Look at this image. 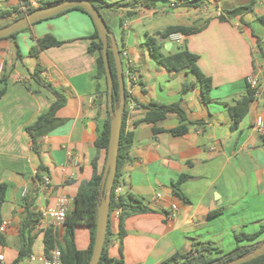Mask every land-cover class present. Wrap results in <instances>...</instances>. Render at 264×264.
Here are the masks:
<instances>
[{
    "label": "crops",
    "instance_id": "crops-1",
    "mask_svg": "<svg viewBox=\"0 0 264 264\" xmlns=\"http://www.w3.org/2000/svg\"><path fill=\"white\" fill-rule=\"evenodd\" d=\"M42 1L52 0H31V4L38 7ZM251 1L108 0L110 5L103 9V16L119 23L120 35L115 37L122 51L125 84L135 100L127 106L126 128L134 143L121 174V195L129 204L134 198L147 209L112 216L111 258L125 264H163L174 256L189 255L195 247L229 254L237 248L236 235H252L264 227V136L255 128L257 119H264V24L260 22L264 0H254L251 12L233 14ZM17 9H24L21 0H0L1 11H13L0 24L13 20ZM177 26L191 29L186 35L177 33L184 37L182 45L160 37ZM25 31L15 40L0 41V90L7 87L0 99V183L8 186L0 223L4 264H14L19 257L27 217L35 213L40 222L42 210L55 206L60 196L73 200V209L81 184L90 181L95 171L104 173L108 156L107 150L96 147L108 113L107 83L97 77V55L89 52L95 33L92 20L73 10ZM46 36L63 44L31 57V49ZM148 38L158 41L165 56L185 48L197 57L198 68L210 81L208 101L194 74L169 72L153 59ZM37 64L44 85L33 78ZM249 76L259 80V90L245 118L235 125L230 108L246 95ZM185 84L193 85L187 93H183ZM46 86L61 91L66 102L56 120L44 128L36 154L26 128L56 101ZM151 101L178 104L188 132L171 133L182 125L176 114L156 125L145 122ZM155 128L160 131L154 133ZM38 174L42 180L50 177V191ZM182 176L187 178L178 184ZM39 222L30 234L32 254L19 264H43L50 255L44 240L48 229ZM5 223L6 230L1 231ZM56 233L64 247L65 226ZM260 240L264 241V234ZM74 243L78 250H87L90 230L75 229ZM212 256L218 257L215 252Z\"/></svg>",
    "mask_w": 264,
    "mask_h": 264
},
{
    "label": "trees",
    "instance_id": "trees-1",
    "mask_svg": "<svg viewBox=\"0 0 264 264\" xmlns=\"http://www.w3.org/2000/svg\"><path fill=\"white\" fill-rule=\"evenodd\" d=\"M21 1H22V5L24 9H21V10L17 9V14L13 18V20L1 23L0 28L9 25L16 19L22 18L23 16L34 11L37 8L45 7L50 4H54L56 2H60L63 0H52L48 2L42 1L38 7L32 6L31 0H21ZM89 1L93 5L96 6V8L101 12V14L103 12V9L110 5L108 0H89ZM200 1H203V0H200ZM254 4H255V1L252 0L248 6L236 9L235 11H233V14L241 15L244 13L251 12L253 10ZM73 10H78V11L85 13L92 20L89 13L86 12L82 8L70 9L59 15H63ZM12 13L13 11H1L0 10V19L6 18L10 16ZM260 22L264 24V17L260 18ZM94 27H95V33L90 38L91 45L89 48V52L91 54L97 55V64H98L97 77L104 78L107 83V90L105 91V96L107 98L106 108H107V113H108V117L104 124V127L101 130L96 140V147L98 148V150L105 149L108 151L109 141H110V128H111V115L109 112V98H108L109 87H108V80H107V75H106V70H105V65H104V60H103V53H102L103 42L99 36V33L96 29L95 24H94ZM108 28L110 30L109 26ZM21 32H18L12 35L11 37H8L2 40H15L18 34H20ZM190 32H191V29L186 28V27H179V26L169 27L160 34V37L162 39H167V38H170V36L177 34V33L186 35V34H189ZM62 44H63L62 42L58 41L54 37L46 36L38 40V45L31 49L30 56L34 58H38L41 51L51 48V47H58ZM109 44H111V41L109 42ZM146 46L148 47V50L151 56L153 57V59L158 64H160L162 67H164L167 71L169 72L187 71V72L194 74L198 83L200 84L203 90L204 99L206 101L209 100L207 94L210 92V89H211L210 81L203 75V73L198 68L196 64V61H197L196 56L190 54L188 50L185 48L179 51L178 53L165 56L161 52V47L158 45V41L153 38H148L146 42ZM16 49H17L18 58L21 59L22 54L20 52V49L17 43H16ZM120 54L122 58L121 50H120ZM109 58H110V64H111L113 80H114L113 106L115 109H117L120 103V86H119V80L117 76L116 63H115L113 52L111 50H109ZM41 73H42V67L41 65L37 64L33 72V78L39 84L44 85L41 79ZM123 74H124V78H126L127 75L124 70H123ZM192 87L193 85L191 84H185L183 87V93H187L189 90L192 89ZM46 88H48L52 92V94L56 97V101L52 104L48 113L39 116L38 119L32 125L26 128V134L31 139L32 144H33V151L36 154H39L38 140H39V137H41L44 131V128H46L48 125H51L56 120L58 111L62 109V107L65 105V102H66V97L61 91L56 90L50 86H46ZM6 91H7V87L5 85V87L0 90V99L6 94ZM256 94H257V90L252 89L250 86H248V91L246 95L243 96L237 102L236 106L230 108V114L235 120V125H238L245 118V116L247 115L249 111L250 105L255 100ZM131 101L135 102V100H133L131 94L127 90V85H126V108H125L124 115H123V125H122V131H121L119 159H118V171H117V176H116L114 187H113L111 208H110V220H109V225H108V230H107V237H106L104 250H103L102 257H101L99 264H125L124 261L122 260H116L114 258H111L109 254V249H110L112 239H113V233L111 230V218L113 216V212L117 209H120L121 211L129 210L135 213L147 212V209L142 207L140 202H138L136 199L131 198L134 204H129L128 201L121 194L119 196H116V188L122 185L121 174L125 166L130 162V150L134 143L133 133L129 132L126 128V121H127V115H128L127 106ZM146 108L149 111L146 115L145 122L156 125L159 122L164 121L168 117L169 114H176L179 117L182 125L172 130L171 133L175 136H182L188 132V126L187 124H185V121L187 120L186 115L178 104L165 105V104H162L156 101H151L150 104L146 106ZM153 131L154 133H158L160 130L155 128ZM94 166H95V162H94ZM37 176L40 179V181H43L39 174ZM102 177H103V173L98 174L97 171H95L90 181L83 182L81 184L78 195L76 196L75 201H74V208L67 215V218L65 221V234L63 238L64 247H62V245L59 244V239H58L59 236L54 230L48 229L45 232L44 240H45V251L47 255L50 253V251L55 246H58L62 252L63 264H90L92 254H93L94 244H95V237H96L98 205L103 195L102 188H101L102 187L101 186ZM186 178H187L186 176L180 177L178 184H180ZM175 189L178 190L177 185ZM7 190H8V186L5 183H0V223H1V210L6 200ZM38 222H39V217H36L35 213L30 214L27 217V219L23 222L22 230H21L23 248L21 249L19 253V257L14 264H19L23 259L31 256L32 254L31 248L33 245V239L30 236V234L32 232L34 225ZM80 227H85L89 229L91 233L90 246L87 250H84V251L78 250L74 243V231L75 229L80 228ZM263 234H264V227H262L259 230V232L252 234V235H246V234L236 235L235 239L237 242V248L229 254H222L221 252H218L211 247H204V248L195 247L193 252L190 253L189 255L174 256L171 259L164 262L163 264H179V261L182 259L184 260L183 264H225L233 260L239 259L251 253L254 249L259 247L264 242L260 240ZM124 236H125L124 229L121 226L119 238L122 239ZM243 243H249V245L242 246ZM214 252L218 255V257L214 258L212 256ZM245 264H264V255L248 263H245Z\"/></svg>",
    "mask_w": 264,
    "mask_h": 264
},
{
    "label": "water",
    "instance_id": "water-1",
    "mask_svg": "<svg viewBox=\"0 0 264 264\" xmlns=\"http://www.w3.org/2000/svg\"><path fill=\"white\" fill-rule=\"evenodd\" d=\"M82 8L91 16L99 36L103 42V60L109 87V112L111 115L110 141L105 171L102 177V198L98 205L97 228L95 244L90 264H99L105 246L107 230L110 220V208L113 187L118 171L123 115L126 108V85L123 74V62L115 35L109 30L101 12L89 0H63L45 7L37 8L22 18L16 19L7 26L0 28V40L30 28L32 25L55 17L67 10ZM111 41V44L109 42ZM109 50L113 52L117 76L120 86V103L117 109L113 106L114 80L109 58ZM264 255V242L251 253L225 264H245Z\"/></svg>",
    "mask_w": 264,
    "mask_h": 264
},
{
    "label": "built area",
    "instance_id": "built-area-1",
    "mask_svg": "<svg viewBox=\"0 0 264 264\" xmlns=\"http://www.w3.org/2000/svg\"><path fill=\"white\" fill-rule=\"evenodd\" d=\"M225 1L226 0H215V2L218 4H221ZM34 5H36V3H34ZM219 15H221V13ZM170 39L177 42L179 45H182L184 41L183 40L184 37L181 34H174L170 36ZM247 83L252 89L257 90L258 93L260 82L257 78H255L254 76H249L247 78ZM255 128L260 136H264V119L262 117H259L257 119ZM68 156L70 159L73 158L72 153H69ZM42 185L46 191H50L52 189V181L50 177L46 176L45 178H43ZM121 192H122V185L116 188V196H119ZM25 195H26V191L24 192V196ZM158 197H160V195H158ZM72 206H73V200H71L69 197L66 196H60L55 206L47 207L42 210L39 224L44 229H52L56 232L60 227L65 226L67 215L73 210ZM120 215H121L120 209H117L113 212V217L115 218H119ZM6 227L7 224L5 223L1 227V231H5ZM4 262H5V256L4 254H1L0 264H4ZM43 264H63L62 252L58 246H55L50 251V255L43 259Z\"/></svg>",
    "mask_w": 264,
    "mask_h": 264
},
{
    "label": "rangeland",
    "instance_id": "rangeland-1",
    "mask_svg": "<svg viewBox=\"0 0 264 264\" xmlns=\"http://www.w3.org/2000/svg\"><path fill=\"white\" fill-rule=\"evenodd\" d=\"M105 21L107 22L108 26L110 27L111 32L116 36L119 37L120 35V28H119V23L118 21H111L109 20L105 15L103 16ZM27 31V30H26ZM25 31V32H26ZM177 49V47H176Z\"/></svg>",
    "mask_w": 264,
    "mask_h": 264
}]
</instances>
